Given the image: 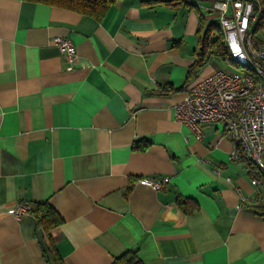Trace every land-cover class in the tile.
<instances>
[{
  "label": "crops",
  "instance_id": "crops-1",
  "mask_svg": "<svg viewBox=\"0 0 264 264\" xmlns=\"http://www.w3.org/2000/svg\"><path fill=\"white\" fill-rule=\"evenodd\" d=\"M185 1L117 0L98 20L0 0V264H48L36 217L14 214L33 201L64 217L51 233L65 264L130 249L144 264H264L246 163L219 123L196 138L175 116L188 87L221 69L211 56L187 73L200 18L220 24L214 0ZM58 36L76 45L72 70ZM137 139L150 144L134 150ZM164 176L158 190L138 182Z\"/></svg>",
  "mask_w": 264,
  "mask_h": 264
},
{
  "label": "built area",
  "instance_id": "built-area-1",
  "mask_svg": "<svg viewBox=\"0 0 264 264\" xmlns=\"http://www.w3.org/2000/svg\"><path fill=\"white\" fill-rule=\"evenodd\" d=\"M257 0H214L210 8L217 12L224 42L234 68L218 69L191 84L183 100L175 106L177 120L184 123L196 138L202 136L204 123H219L222 134L232 143L231 157L264 169V42L257 39L253 23ZM74 69L79 54L67 37L54 38ZM162 178H140V184L154 190L169 182ZM256 199L264 198V186L252 177ZM241 200L245 198L241 195ZM22 202L14 210L17 218L30 211Z\"/></svg>",
  "mask_w": 264,
  "mask_h": 264
},
{
  "label": "trees",
  "instance_id": "trees-1",
  "mask_svg": "<svg viewBox=\"0 0 264 264\" xmlns=\"http://www.w3.org/2000/svg\"><path fill=\"white\" fill-rule=\"evenodd\" d=\"M40 1L50 5L61 6L69 9L76 10L81 13L89 14L96 19L100 20L106 14L108 8L117 0H33ZM164 3H170L173 0H160ZM185 4L191 5L188 1L180 0ZM152 2V0H148ZM254 11L257 13L258 18L253 23L254 32L256 33L264 27V0H257L254 4ZM204 23L203 18L199 20V26L197 28L198 41L200 43V49L196 53L195 61L188 68L187 73L190 74L194 70L202 67L206 61L215 56L218 59L226 62H233L232 58L227 50L224 42V35L221 27L215 22L211 21L207 24ZM205 26V27H204ZM261 41V40H260ZM264 41V40H262ZM171 89H177L179 87H172ZM150 142L145 139H137L133 142L132 148L134 150L144 151ZM251 177L257 179L262 186H264V169H260L250 162H246ZM264 195V190H262ZM187 198H179L177 203L183 209L184 204L188 202ZM30 211L37 219L36 234L40 242L42 251L48 264H65L60 256L54 238L51 231L64 223V217L48 202V201H33L30 202ZM197 204L192 205L191 208H196ZM254 207L261 214H264V198L258 200ZM111 264H144V262L137 256L136 249H130L119 256H115Z\"/></svg>",
  "mask_w": 264,
  "mask_h": 264
},
{
  "label": "rangeland",
  "instance_id": "rangeland-1",
  "mask_svg": "<svg viewBox=\"0 0 264 264\" xmlns=\"http://www.w3.org/2000/svg\"><path fill=\"white\" fill-rule=\"evenodd\" d=\"M257 37L259 38V40H261V42H264L262 40H264V27L261 28V30H259L257 32ZM215 61V63L218 65V67L222 68H234L235 64L234 62H226V61H222L218 58L213 59Z\"/></svg>",
  "mask_w": 264,
  "mask_h": 264
}]
</instances>
